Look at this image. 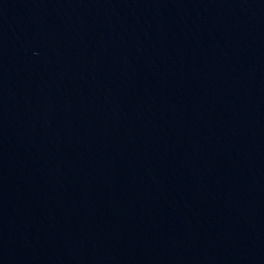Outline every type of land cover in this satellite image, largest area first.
Listing matches in <instances>:
<instances>
[{"label": "water", "instance_id": "95a60500", "mask_svg": "<svg viewBox=\"0 0 264 264\" xmlns=\"http://www.w3.org/2000/svg\"><path fill=\"white\" fill-rule=\"evenodd\" d=\"M0 264H264V0H0Z\"/></svg>", "mask_w": 264, "mask_h": 264}]
</instances>
